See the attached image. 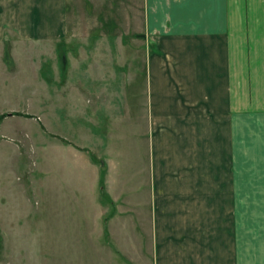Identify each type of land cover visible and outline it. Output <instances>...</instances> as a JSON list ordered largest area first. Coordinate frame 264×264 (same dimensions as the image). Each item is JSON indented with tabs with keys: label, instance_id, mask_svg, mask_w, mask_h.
I'll return each instance as SVG.
<instances>
[{
	"label": "crops",
	"instance_id": "1",
	"mask_svg": "<svg viewBox=\"0 0 264 264\" xmlns=\"http://www.w3.org/2000/svg\"><path fill=\"white\" fill-rule=\"evenodd\" d=\"M116 5V29L149 35L151 48L149 168L130 200L148 263L264 264V0ZM77 6L0 0V42L63 38Z\"/></svg>",
	"mask_w": 264,
	"mask_h": 264
},
{
	"label": "rangeland",
	"instance_id": "2",
	"mask_svg": "<svg viewBox=\"0 0 264 264\" xmlns=\"http://www.w3.org/2000/svg\"><path fill=\"white\" fill-rule=\"evenodd\" d=\"M76 1L63 38L0 42V264H149L130 201L149 168V35L116 29V0Z\"/></svg>",
	"mask_w": 264,
	"mask_h": 264
},
{
	"label": "trees",
	"instance_id": "3",
	"mask_svg": "<svg viewBox=\"0 0 264 264\" xmlns=\"http://www.w3.org/2000/svg\"><path fill=\"white\" fill-rule=\"evenodd\" d=\"M102 165H103V164H102ZM103 166H104V165H103ZM103 176H104V172L101 173V177H103Z\"/></svg>",
	"mask_w": 264,
	"mask_h": 264
}]
</instances>
